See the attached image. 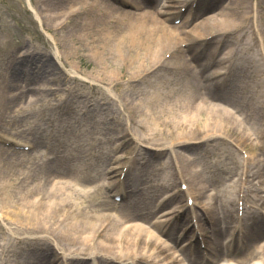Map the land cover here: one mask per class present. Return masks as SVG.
I'll return each mask as SVG.
<instances>
[{"label":"bare ground","instance_id":"6f19581e","mask_svg":"<svg viewBox=\"0 0 264 264\" xmlns=\"http://www.w3.org/2000/svg\"><path fill=\"white\" fill-rule=\"evenodd\" d=\"M29 2L37 19L42 22L54 44L61 50V59L64 61L70 60V57L64 51V35L58 33V30L65 32L76 22L79 35L75 36V44L77 48H80L83 42L89 46L95 57L94 74L101 83L109 85L110 90L116 91L120 101L123 99V105L129 113L127 118L140 134L130 138L136 147L142 148L144 143L154 142L161 137L170 139L171 157L179 161L177 174L179 180H183L182 183L185 181L189 184L190 191L184 193L195 199L192 205L197 204L207 185L201 184L198 187L200 173L193 167L197 158L190 157L186 152L219 146L233 136L239 141L241 149L253 151L248 155L247 163L243 162L245 167L239 174V181L244 182L242 191L229 181L227 170L223 171L225 175L220 174L219 179L214 182L217 191L209 198H220L206 208L210 218L214 220L215 235L207 248L215 253L221 251L224 248L221 242L224 235L223 223L229 225L227 222H232L229 221L231 219L245 218V234L250 245L246 253L239 258V263L247 264L249 257L261 254L264 257V215L253 211L252 214L241 218L235 208L231 209L236 196L240 195L238 192H244L247 188L248 191L264 189L255 187L261 182L260 179L264 183V3H257L254 7V4L239 0V22L234 18L235 12L232 13L228 10L229 7L223 4L189 30L188 35L200 39L206 35L204 31L213 26H219L220 29L237 27L243 30L250 25L253 28L254 36L250 37L248 45L239 46V53L243 52L253 63L247 65L250 67L249 79L242 80L237 90L215 93L217 89L211 90L200 83V75L204 76L208 65L201 64L197 56L187 54L193 49L198 51L199 44L197 41L187 42L182 36L179 40L178 28L159 19L164 14L162 12H136L114 5L110 0H58L44 13ZM122 2L139 8L147 0ZM66 36H73L72 31L69 30ZM69 39L71 40V37ZM232 50L227 52L224 58L232 56ZM34 51L32 59L38 60L36 65L56 77L52 80L48 77V80L44 81L46 83L43 82L44 85L48 83L47 86L40 85L30 91L21 89L13 92L11 87H6V111L9 110L18 117L25 112L28 113L27 116H36V113L29 109L44 95L54 91V88L61 90L66 85L67 88L64 89L67 90V95L78 96L77 100L86 107L85 111L110 116L112 120L117 118L120 122V118L115 116L109 105L105 106L98 101L90 103L88 97L74 91L75 86L59 80L57 75H60L61 70L50 54L34 55ZM251 51L252 54L249 55ZM18 66L17 64L15 68ZM197 68H200L199 71H196ZM191 71L196 72L194 77L198 83L182 80ZM215 73L208 74L207 79L215 76ZM16 75V72L11 73V80L5 82L7 86L19 82L18 79L22 76ZM143 82L145 83L142 84ZM21 85L27 83L22 82ZM53 85L56 87L52 88ZM133 86H136L137 90L131 89L129 93V88ZM90 87L100 90L96 83L91 82ZM219 99H232L239 115L225 108L217 101ZM74 112H77L76 109ZM21 120L14 124L18 130L23 126ZM97 123L99 122L96 121L95 124ZM71 129H56L51 143H48L49 140H42L44 137L38 132L32 137H24L17 130L15 138H19L18 143L23 145L21 141L27 142L30 151L15 152L6 158L4 156L9 153V148L0 145V211L14 221L12 233L27 231L30 234L29 237H17L15 241L8 240L4 245H0V264H56L60 259L62 262L58 264H88L89 260L94 264L96 260L106 263L114 260H132L131 264H136V259L149 263L152 253L158 252V257L163 253L169 256L170 246L156 239L146 229L145 224L153 223L161 233L173 237L172 230L168 229L171 226L169 223L154 222L152 217L157 212L154 210L155 206L151 205L152 202L148 201L146 196L137 198L135 195L154 197L166 188H174L172 183H145L148 179L158 178L169 181L170 175L162 169H139L136 173L132 172L139 182L130 186L129 192L121 193L122 202L110 200L105 192L118 186L110 174L122 176L124 173L117 167L114 169L115 167L101 163L100 168L95 167L93 171L90 166H84L82 155H72L74 160H78L79 167L74 168V172H71L70 168L60 170V162L66 161L65 158L68 160L71 155L68 148L76 146L90 150L87 147L89 143L81 136L82 133L75 131L78 133L72 136V133H69ZM96 132L95 129L83 131L86 134L92 133L91 138L95 141L98 139L94 136ZM109 138L108 136L107 142ZM34 148L38 149L31 150ZM88 155L91 157V153ZM161 155V152L150 153L146 164L153 166V162ZM67 163L70 164L69 161ZM214 164L218 165L216 162ZM71 166L73 168L70 164ZM130 173L128 170L125 176ZM96 176L112 177L104 182ZM181 191L179 189L175 195H181ZM172 198L165 199L162 205H169ZM244 200L250 208L254 207V199L245 196ZM191 208L192 206L187 205V210ZM169 209L161 210L163 215L173 213L168 211ZM177 216L184 217L186 213L177 212ZM207 217L206 215L205 218ZM55 244L68 248V255H60ZM19 247L26 250L30 257L22 256L14 261L12 258H18L20 253Z\"/></svg>","mask_w":264,"mask_h":264},{"label":"rangeland","instance_id":"374dc122","mask_svg":"<svg viewBox=\"0 0 264 264\" xmlns=\"http://www.w3.org/2000/svg\"><path fill=\"white\" fill-rule=\"evenodd\" d=\"M29 1H31L34 7L45 13L46 9L51 7L52 3L58 0H0V145L9 148V153L5 154L4 157L6 158V156L12 155L15 152L29 150H26L27 142L21 141V143H23L22 145L18 143L19 138H15L18 127L16 126L15 128L14 124L16 121H19V119H22L21 124H23V126L21 125L18 131L21 135H24V137L27 135L32 137L35 132H38V129L41 131V127H47L49 123L54 124L56 127L66 126L68 129L74 127L76 131L81 133L84 129H89L90 131L95 129L97 132L94 136L98 138L96 141L91 138L92 133L83 135L84 140L89 143L87 147H89L90 150L87 151L89 153L91 152L92 160L90 164L93 163L95 167L100 168V164L105 163L108 167H115L114 169L117 167L118 170L120 169V172L122 170L123 172L128 170L131 171L130 175L126 177L114 176L116 175L115 173L110 174L113 175L114 180H116L118 184L117 188L106 191V196L110 200L115 199L114 194L119 193V188L125 190L126 188L129 189L130 186L134 184L136 185L137 179L132 172L136 173L139 169H144V171H148L151 168L162 169L170 175L169 181L158 178L148 179L145 183L156 185H168L172 183L175 187L172 189H164L161 194L157 195L158 197L156 199L152 200V203L156 204V211L170 208L168 211L186 213V216L182 218L177 217V212L170 213L167 216H162V213L155 216V220H160L158 218H165L163 221L167 219L171 223L178 222L179 227L175 226V229L177 230V234H181L179 240H182L177 248L172 246L173 243L168 236L160 233V231L151 224H145L147 227L146 229L149 230L156 239L162 244L170 246L168 250L170 254L167 256V253H163L160 254L161 257H158L156 256L158 252L152 253L149 258V263L140 262L136 259V264H187L188 259L194 260V255H189L188 251L182 252L180 249L190 246L191 244H195L196 247L198 246V242H201L204 247L206 243L209 244L212 240L214 236L212 226L214 225V220L210 218L206 208L215 202V200L219 201L220 198H218V196H215V199L209 198L211 195L213 196L216 194L217 191V186L214 185V182L219 179L220 174L225 175L224 172L227 170L229 172L226 176L229 177V181H231L234 187L242 191L244 182L239 181V174L243 172L244 163H247V157L253 151L241 149L239 147V141L233 136L230 139H226V143L220 144L219 146H209L203 149L191 150L189 153L186 152L190 157L197 158V161H194L193 167L200 173V183L198 187L201 184L203 186L204 184L207 185L203 196L197 201V204L192 205L190 201L194 199L191 198L188 200L190 194L184 193L190 191L188 187L189 184L185 181L182 184L183 180H179V174H177L179 171V161L171 157V149H169L170 139L161 137L154 140V142L144 143L145 146H142V148L136 147V145L130 141V138L134 135L139 136L140 134L135 125L127 118L129 113L123 105V99L121 98L120 101L116 96V91L114 89L110 90L109 85L107 86L101 83L98 77H96V74H94L95 57L92 55L89 46L84 45L83 42L80 48H77L75 44V38L79 35V28H77L76 22H74L71 27L67 28L65 32H62V29L58 30V33L64 35L62 39L65 45L64 51L65 54H68L70 57V60L64 61L61 59V50L54 44L53 38L47 33L42 22L37 19L35 12L31 9ZM110 1L114 5L141 13L154 11V8L156 10H165L167 14H163L159 19L163 20L167 25H173L179 29L180 33H178V39H182V36L186 38L184 40H187V42L197 41L196 43L199 44L198 51L193 49L192 51H188L187 54L189 56H197L201 64L206 63L208 65L204 71L206 75L214 72L217 73L216 76L208 80L203 78L204 76H201L203 82L206 83V85L208 84L211 90L217 89L222 92L229 90L234 91L237 90V88L239 89L242 80L249 79L248 72L250 67L247 65L253 63L243 52H241V54L239 53V46L240 44L241 46H247V42L251 40L250 37L252 38V35L254 36L252 26L247 25L248 28H244L243 30H239L237 27L220 29L219 26H213L205 30L204 33L206 32V35L200 39H195V37H193L194 35H188L192 27L197 26L204 17L209 16V13L212 14L213 11H216L218 7L220 8L223 4H226L229 7H227L228 10L232 13L235 12L234 18L239 22V11L241 10L239 7V0H236V3L235 0H148V4L146 2L142 4V6H139V8H135L136 6L133 5H126L122 0ZM244 1L252 5L254 4V7L257 6V3H264V0ZM69 30L72 31L73 36L67 37L66 35ZM69 37H71V40ZM215 48H218L217 51H214ZM232 48H234V50H232ZM26 49L29 50L26 51ZM230 50L233 51L232 56L234 57L229 56L228 58H224L226 56L225 54ZM33 51L34 55H38L39 53H41V56L50 54L53 61L61 70L60 75H57L60 77L59 80L67 81L68 85L75 86L74 91L77 94L88 97L91 100L89 101L90 103L98 101L104 103L105 106L109 105L115 116L120 118V122L116 120L117 118L112 120L110 116L103 114L95 115V113L85 111L86 107H83V104L77 100L78 96L72 94L67 95V90L64 89L67 88L66 85H64L61 90L54 88L56 86L53 85L52 88H54V91L44 95L36 105L29 109L32 113H36V116H27L28 113L25 112L21 117H18L14 116L13 112L10 113L9 110L6 111V99L4 97V90H8L6 87H11L10 89L13 92H18L21 89L29 90L31 87H34V85L35 87L40 85L45 87L48 83L44 85L43 82L48 80V77L49 80L56 77L55 74H47L43 69H40V66L36 65L38 60L32 59ZM24 53L26 54L23 55ZM248 54H252V51ZM20 60L23 61L18 62ZM17 64L19 66L15 68ZM12 72H16L17 75H21L22 77L18 79L19 82L12 84V86H7L6 83L11 80ZM195 74L196 72L191 71L187 76H184L182 80L195 81ZM22 82H31L32 84L21 85ZM91 82L98 84L100 90L92 89L90 87ZM144 83L145 82L142 84ZM129 89L130 93L131 89L137 90V87L133 86ZM227 101L228 102L220 103L229 111L235 112L234 101L232 99ZM74 109H76L77 112H74ZM96 121L99 123L95 124ZM121 122L123 123L121 124ZM48 131L51 132V130ZM52 134L54 136L53 131ZM108 136L110 137L109 142H107ZM2 137H4L5 140ZM255 139H253V141L256 142L257 139ZM152 152H161L162 155L157 157L153 162V166H148L146 162L149 160L150 153ZM111 157L113 158L109 160ZM65 160L64 162H60V170H68L70 168V171L74 172V165L73 168L72 166L70 167V164L67 163L68 160L66 158ZM213 162H216L218 165ZM230 170L232 173H230ZM110 177L103 178L101 176L98 180L107 182ZM262 177L264 178V175ZM260 181H262V179H260ZM186 185L188 188H186ZM179 189L182 190L181 195H175ZM224 193L226 196V192ZM242 194L243 196H248L249 192L244 191ZM138 196L143 197L141 194H138ZM250 196H255V193L250 192ZM168 197H173L170 204L162 205V202ZM225 198L227 199V197ZM188 204L192 206L189 210L186 209V205ZM243 206L242 199L236 196L234 205L231 206V209L236 208V212H238L239 209L242 213ZM261 209L264 213V208ZM204 213L205 215L207 214V218H205ZM229 221H232L227 222L229 225L223 223V231L225 234L223 240L224 242L226 240L227 243L230 238H232L231 235L234 230L239 232V224L235 222V218ZM0 225V245H4L8 240L15 241L17 237H29L30 235L27 231L12 233L11 231L15 226L14 221H12L10 217L4 216L1 211ZM2 226L5 228H2ZM190 238L197 242H191ZM239 239H241L239 233L235 234L232 242L228 245L223 254H213L214 259L221 261L227 257L229 253L234 255L239 253ZM55 248L56 250L58 248L60 255L62 253L68 255V248L65 246L62 247L55 244ZM63 248H65L66 251ZM1 249L2 247L0 246V250ZM19 249L20 253L18 254V258H12L14 261L20 259L22 256H29L26 250L20 247ZM165 256H167V258H165ZM206 260L205 257V261ZM60 261L61 259L58 260L56 264ZM128 261L130 263H128ZM131 262L132 260H114V262L106 263L102 260H96L95 264H131ZM88 264H94V262L89 260ZM234 264H237V261H235Z\"/></svg>","mask_w":264,"mask_h":264}]
</instances>
